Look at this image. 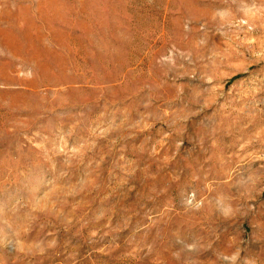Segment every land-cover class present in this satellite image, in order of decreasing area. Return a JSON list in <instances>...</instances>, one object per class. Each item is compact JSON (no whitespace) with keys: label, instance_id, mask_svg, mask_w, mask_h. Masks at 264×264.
<instances>
[{"label":"rangeland","instance_id":"1","mask_svg":"<svg viewBox=\"0 0 264 264\" xmlns=\"http://www.w3.org/2000/svg\"><path fill=\"white\" fill-rule=\"evenodd\" d=\"M0 264H264V0H0Z\"/></svg>","mask_w":264,"mask_h":264}]
</instances>
